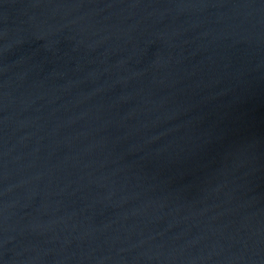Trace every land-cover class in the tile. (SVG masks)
Returning a JSON list of instances; mask_svg holds the SVG:
<instances>
[{"label": "water", "instance_id": "obj_1", "mask_svg": "<svg viewBox=\"0 0 264 264\" xmlns=\"http://www.w3.org/2000/svg\"><path fill=\"white\" fill-rule=\"evenodd\" d=\"M0 264H264V0H0Z\"/></svg>", "mask_w": 264, "mask_h": 264}]
</instances>
